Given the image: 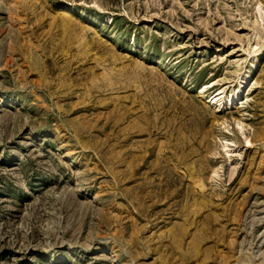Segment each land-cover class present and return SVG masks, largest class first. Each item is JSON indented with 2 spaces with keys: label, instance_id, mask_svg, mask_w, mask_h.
<instances>
[{
  "label": "rangeland",
  "instance_id": "374dc122",
  "mask_svg": "<svg viewBox=\"0 0 264 264\" xmlns=\"http://www.w3.org/2000/svg\"><path fill=\"white\" fill-rule=\"evenodd\" d=\"M0 264H264V0H0Z\"/></svg>",
  "mask_w": 264,
  "mask_h": 264
},
{
  "label": "bare ground",
  "instance_id": "6f19581e",
  "mask_svg": "<svg viewBox=\"0 0 264 264\" xmlns=\"http://www.w3.org/2000/svg\"><path fill=\"white\" fill-rule=\"evenodd\" d=\"M246 77V76H244ZM208 84H204L202 87V90H204L205 88H207ZM240 91L237 90L235 93L230 94L229 97H225L223 98V100H225V102L227 103V105H231L233 104L234 101H236L237 98H239V93ZM219 94H222V90H219L214 96L210 97V100L213 104H215L216 107H219L220 104L222 103V95L219 96ZM219 108H217L216 110H218Z\"/></svg>",
  "mask_w": 264,
  "mask_h": 264
}]
</instances>
